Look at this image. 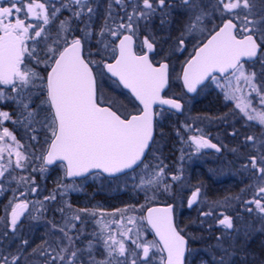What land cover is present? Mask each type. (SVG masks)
Instances as JSON below:
<instances>
[{
    "label": "snow or ice",
    "instance_id": "snow-or-ice-1",
    "mask_svg": "<svg viewBox=\"0 0 264 264\" xmlns=\"http://www.w3.org/2000/svg\"><path fill=\"white\" fill-rule=\"evenodd\" d=\"M93 3L94 0H0V105L14 104L17 112L14 117L10 111L0 110V192L5 182L16 180L30 184L34 194V178L17 179L13 173L16 169L36 171L31 167L35 161L40 162L41 172L59 162L66 178L83 177L93 170L114 176L138 167L149 169L144 161L156 143L157 106H161L160 111L167 105L181 112L185 107L180 99L163 95L174 79L182 80L185 94L215 85L226 101H235V114L264 128V0H214L212 11L219 24L209 19L202 0H181L188 20L170 54L186 51V39L192 51L179 73L170 62V54L162 56L157 51L156 37L140 32L142 22L147 30L154 16L167 15L169 0H128L127 5L125 0H112L124 15L114 14L110 5L106 22L95 37L91 31ZM62 11H68L70 16L59 19ZM84 17L89 23L79 29L82 36H76L73 21L83 22ZM160 22L168 23L164 15ZM94 38L97 48L92 52L86 45ZM257 63L259 71L255 69ZM40 67L43 71L37 70ZM109 74L138 101L141 107L135 114L119 98L105 93L103 81ZM34 98L40 100L35 107ZM5 122L29 127L33 132L40 125L47 133L46 147L40 155L31 146L21 144ZM30 139L36 141L37 137L32 135ZM190 139L197 152L202 148L220 151L204 136ZM249 145L255 154L246 158L243 167L253 179L249 185L253 196L243 203L246 211L251 213L254 207L264 219V131L258 136L246 135L244 146ZM151 167L154 170L139 177L137 186L146 193L169 191L170 185L164 183L166 165ZM171 179L179 180L180 176L173 175ZM61 187L67 192L72 186ZM199 191L197 188L193 192L189 207L197 201ZM20 196L25 193L21 191ZM44 199L53 201L56 196ZM44 211L43 202L19 199L13 193V200L4 209L5 230L0 236L11 232L15 238L22 218L39 219ZM58 211L63 224L51 227L60 234L59 241L45 242L32 250L45 259V264H186L192 255L171 205L147 207V214L140 217L139 222L146 221L158 237L155 241L142 237L136 227L137 217L124 215L128 208L117 210L121 215L114 221L116 234L110 225L94 234L103 246L101 259L95 255L92 240L86 248L77 246L83 229L77 230L75 222L81 220L80 213L88 210H74L65 203ZM218 224L226 231L239 232L230 215L221 213ZM217 241V247L229 254L219 237ZM28 244L21 238L15 255L0 253V264H26L24 250ZM217 264H225V258L222 256Z\"/></svg>",
    "mask_w": 264,
    "mask_h": 264
},
{
    "label": "flooded vegetation",
    "instance_id": "flooded-vegetation-1",
    "mask_svg": "<svg viewBox=\"0 0 264 264\" xmlns=\"http://www.w3.org/2000/svg\"><path fill=\"white\" fill-rule=\"evenodd\" d=\"M57 7H59V3H57ZM256 7L257 9L260 8L259 2H257ZM208 10H210V8ZM183 15V12L178 10L175 11L173 16H171L170 18H166L168 23L164 25H162L161 22H158L160 18L157 17V15L154 16L151 20L156 21L153 23L155 24V28L163 30H167L166 28H169L170 31H174V33L176 34V31L181 30L183 26V23L179 20L180 17L183 18ZM62 18L64 19V15L60 13L59 19ZM209 19L216 24L220 23L219 19L211 17H209ZM207 26L211 28L212 24L209 23L207 24ZM173 34L171 33L169 36L164 34L162 38L158 37L157 51L161 52L162 56L168 53V46L174 44L175 38H173ZM162 43L163 45H161ZM188 56L189 55L179 57L176 54L169 55L170 62L175 67L177 73L181 71V68L184 62L188 59ZM256 65L255 69L257 70ZM246 67H248V65H246ZM37 70L43 71L42 67L38 68ZM107 77L111 79L112 82L116 83L122 94L128 96V98L131 100L130 104H124L126 102L122 103L129 111H132L133 114H135L136 110L141 106L136 103L130 93L120 87L118 82L112 79L109 75ZM185 93L186 92L181 80L174 79L170 82V87L164 93V96L180 99L185 107L181 114L166 108H162V111H160V107H157L159 115L157 116L156 120V132L154 139L156 143L152 146V150L147 156L144 163L146 164L150 154L152 153L154 148L157 147V156L154 157L157 158V164L162 163L163 165H166L164 170H183L184 168L186 170V165L189 160L191 159L190 162H193L194 155L197 156L199 154L203 156L206 155L205 157L216 160L217 163L221 164L227 169L242 170V168L244 167L240 163H242L241 161L244 160L243 158H247L249 155L255 154L250 145L248 147L244 146V137L250 134L258 136L262 131H264V128H261L255 122H246V120L241 115L235 114L236 112H238V110H235L234 107L235 101H226L219 88L213 89L208 87L203 91L198 90V92L192 96ZM34 100L35 103L33 104V107H35L36 104L40 103L39 98H34ZM253 104H256L255 100H253ZM2 109L12 112L14 117L17 115L16 106L14 104L0 105V110ZM186 113L188 114L187 121L183 119V116L186 115ZM14 126L15 125L12 124V128H8L14 132L20 143L27 142L26 138L30 139L32 135L37 136L38 134L43 133H45V136L47 135L44 129L40 130V125L35 126V132H33L31 128L28 129V127H25L24 129V126L17 125L20 128L18 130L16 128H13ZM25 132H27V136ZM184 132H186V135L183 134ZM233 132H235L236 135H232ZM194 135L204 136L206 139L217 144L222 149L221 153H216L209 148H202L199 152H197L195 145L190 139ZM233 149H235L236 151H233ZM181 152H183L187 157L185 161H181L179 165L172 163V160L170 158L168 160L166 159V162L163 161L167 153L176 155L177 153L182 154ZM140 168L141 167H139L137 170H139ZM36 169L39 170V167H37ZM55 170L56 168L54 167L47 168L45 171H43L45 172V175L42 178V198L37 199L32 195L20 198H27L30 202L34 203L43 202L45 206L44 214L39 219L22 218L21 224L18 225V232L16 236H20L21 238L27 239L29 241L27 248L24 250L26 264H45V259L43 257L33 254L32 250L38 248V246L34 247L33 245L36 242H39V246H42L45 245V242L52 243L53 241H59L60 234L57 231L53 230L51 225L63 224V217L58 209L64 207L65 203L70 204L72 206V209L74 210H88L87 212L80 213L81 220L75 222L77 230L81 228L83 229V234L81 235L80 240L77 241V246L80 248H86L88 242L92 240L96 245L94 252L97 259L103 258V246L100 243V237L94 234L100 233V231L97 230L98 216L101 214H105V218L108 221L110 219V215H112L113 202L110 198L109 193H105V195H101L98 193L94 196L83 195V197L86 198L81 199V194L73 193L66 195L65 193H62L63 188H61V186L71 185V183H81L82 181L87 180L91 176L95 175H99L105 180L111 179L106 178L100 173H95L81 180H67L64 170H58L62 174L61 179L63 180V184H60V186H58L59 189H56L55 187L51 188V184L52 186L54 184L52 182L55 181V177L51 176V172L53 173V171L55 172ZM53 194H55L56 196L55 200L46 201L44 199L45 197H49ZM9 195L11 197V194H8L7 192H0V233H3L5 230V221L2 219L5 216V206L8 205L10 200H13V197L10 198ZM82 201L84 203H82ZM97 203H100L101 206H97ZM193 208L194 207L191 208L189 206H186L184 208L183 214H186L185 216L189 215L190 212L193 211ZM92 212H95L96 215H91L90 213ZM220 228L223 229L222 226ZM31 229H33L34 233L36 231L39 236L33 234V231ZM213 234H215V232ZM148 235L150 240H156L151 231H148ZM258 235H260L261 238H264V234L260 233ZM13 239L14 238L11 232H9L8 236L6 237L0 236V253H4L5 255L16 254L19 249L17 248L18 240L13 241ZM188 241L189 249L193 248L195 244H197L189 238ZM198 245L200 246V244ZM262 248L263 247L260 246H253L252 244H250L249 247H246L245 251L248 253V255L246 256L247 261L254 264V261H257L256 257H252L250 254L252 252L257 253V251L261 252ZM241 259L242 257L238 255L237 260Z\"/></svg>",
    "mask_w": 264,
    "mask_h": 264
},
{
    "label": "rangeland",
    "instance_id": "rangeland-1",
    "mask_svg": "<svg viewBox=\"0 0 264 264\" xmlns=\"http://www.w3.org/2000/svg\"><path fill=\"white\" fill-rule=\"evenodd\" d=\"M125 4H127L126 1H125ZM202 4L207 6L209 17L215 18L216 14L213 13L212 11L214 0H202ZM114 6L115 4L111 3L113 13L114 14L118 13L119 16L122 17L124 15V12L122 11V9L119 6L116 8ZM209 8L210 10H208ZM177 10L183 12L184 15H183V18L180 17L179 19L180 22L183 23V26L181 30L176 31V34L174 33V31H170L169 28H166L167 30L155 28V24H153L155 21L153 20H150L148 22L147 30L145 29L143 22L141 23V26H140L141 35H148V33L150 32L156 37L157 40H158V37L162 38L164 34L169 36L171 33L172 34L174 33L173 38H175V41H174V44L168 46L169 48H167L168 49L167 54H170L171 49L175 47L178 38L181 36V32L184 28V25L187 23V20H188V13L186 9L182 6L181 0H173V2L171 3V7L166 10L167 15L163 13L157 14V17L160 18L158 22H160L162 15H164L165 19L167 17L170 18L171 16L174 15L175 11ZM128 11H131V7H128ZM61 14L64 15V18L67 17L65 11H62ZM79 25L80 26H78L77 29H83L85 27V23L82 26L80 22ZM94 25L95 24L92 21L91 22L92 28ZM72 27L76 29L75 24H72ZM93 30L91 31L93 33V37H95L96 33H98L99 31L98 30L93 31ZM78 31L79 30H77L76 32ZM196 35L199 36V32H197ZM161 45H163V43ZM185 45H186V51L176 52L175 54L177 56L179 57L187 56L192 51V45L188 43L187 39L185 40ZM86 47H90L91 51L95 52L97 48L96 39H92L91 44L86 45ZM94 59L98 60L99 56H95ZM256 67H257V71L260 70L259 64H257ZM103 88L107 95L119 98L122 102H126L124 104H127V103L130 104L131 100L128 98V96L125 94H122L118 86L116 85V83L112 82V80L109 79L108 77H106L103 81ZM210 88L218 89L215 85H211ZM2 110H5V109H2ZM183 119L185 121L188 120L187 113L186 115L183 116ZM9 124L10 122H5V126L10 127ZM24 129H25V126H24ZM40 130H43V128L40 127ZM25 134L27 136V132H25ZM36 137H37L36 141H30L31 139L29 138H26V139H27L28 146H30L31 142L36 144L35 148L31 147V149L32 151L36 150L34 152L37 156H39L40 155L39 150H42L43 147H46V145H44L45 133L38 134ZM156 153H157V147L154 148L149 158L157 156ZM205 156L206 155L204 156L200 155L197 159L195 158L196 159L195 162H190L191 160L190 159L189 160L190 163L188 162L186 165L187 172L184 174V171L180 170L179 175H178L180 176L179 180L173 181L171 179V176L173 175H167L164 172V183L170 185V189L167 192H163V191H159V192L163 193L164 194L163 196L167 195L170 198H173V201H174L173 203L175 204V213H176L177 223L179 224L180 228L183 229V233L189 239L193 240V242L197 243L195 244L193 248H190L192 255L188 257L187 264H205V262L206 264H217V262L220 260L222 256L225 258V264H231L232 262L233 264H237V262L234 263L233 261V259L236 256L234 257L232 249L238 244V241H241V240L248 241V239H245L248 235L255 236L260 233L264 234V219H261V214H259L255 210L254 207H253V211L249 213L248 211H246L245 205L244 204L241 205L243 201L250 200L253 196V190L249 187V185L253 183V179L250 176V174L247 171H245L244 168H242V170L227 169L221 164L217 163L216 160L209 158V157H205ZM151 158L150 160L148 159V161L146 162V164L149 165V169H144L143 167H141L139 170L135 172H132L130 174H127V175H124L122 177H119L117 179H112V180H105L104 178H101L99 175L91 176L90 178L82 181L81 183H77V184L71 183V186H72L71 189L67 192H64L62 190V193H65L66 195L73 194V193L81 194V199L86 198V197H83V195L85 196L93 195L94 196L98 193L101 195H105V193H109L110 198L112 199V202H113L112 215H110V219L108 221L105 218L106 217L105 214L99 215L98 220H97V226H98L97 230L100 231L102 226L110 225L112 226L111 229L114 231V234H116L117 225L114 221L117 220L121 215V213L118 212L117 210L128 208L129 211L127 213H124V215L125 216H136L138 220L136 227L140 229L141 235L144 239L150 240L146 223L145 221L139 222L140 217L144 215L145 209L147 207L153 204H157L159 202L163 203V201H161L160 198H155L154 200L148 201V202L144 200L139 201L137 198L138 195L136 193L137 191L142 190L140 187L137 186L138 178L141 176H144L146 172H150L154 170L152 169L151 164L149 162L151 161ZM243 159L244 160L241 161L242 163H240L241 165H244L247 162L246 158H243ZM35 162L37 163L36 164L34 163L31 167H34V168L39 167L40 162L39 161H35ZM58 170H55V172L53 171V173L55 174L51 172V176L55 177V181L52 182L54 184L53 186L51 184V188L55 187L56 189H59L58 186H60V184H63V180L61 179L62 174ZM190 170H209V171H206L205 175L203 176L204 182L203 181L201 182L200 181L201 177L199 175L201 171L194 172L193 176L190 177L189 175ZM44 173L45 172H41L40 170H36V171L15 170L13 175L17 179H19V177L21 176L33 177L35 180V186L37 190L33 194L30 192V188H31L30 184L17 183L16 180H12L11 182H5L4 192L11 194V197L9 195L10 198H12L13 193H15V196L18 197L19 199L25 196H30V195L36 197L37 199L38 198L40 199L42 198V187H43L42 182H41V185L36 183L38 181L37 179H35L34 176L36 174L39 176V178L41 177L42 179L43 176L45 175ZM6 176H7V173H6ZM194 178L195 180H193ZM209 182H210V185H208L209 186V190H208L206 183H209ZM237 187H239L238 193L232 194L229 192L231 189H235ZM197 188L200 190L199 191L200 199H199L198 205L193 208V211L190 212V214L188 213L189 215L185 216L186 214H183L184 208L188 206V200L191 198L193 192H195ZM21 191L25 193V196H20ZM149 192H150L149 194L156 195L155 197L160 196L159 192L154 193L151 190H149ZM123 194L124 195L126 194V196L123 197ZM132 194H133L134 200L130 198V195L132 196ZM82 203L84 202L82 201ZM96 205L101 206L100 203H97ZM141 205H144V208H141ZM133 207L136 209L134 212L131 210ZM239 207L241 208L240 210L241 215L239 217V214H237L238 218L236 220L237 222L236 229H239V232L237 231L231 232L229 230L226 231L225 229H221L220 228L221 226L218 224V219L221 218V213L232 216L231 213L233 212L238 213ZM209 212L211 213V215H208V216L204 215V213H209ZM245 214L252 217V219L251 220L248 219L250 221H244L246 217ZM195 217L197 219H194ZM185 218H193V220L191 219L192 220L191 222L196 227H200L198 223H204L203 226H205V228L208 229L212 235L215 232L214 239L211 241V243L207 244V247L201 246V242H200L203 236V233H202L203 230L192 229L189 225L184 223ZM128 226L132 227L131 225H128ZM253 227L256 228L255 230H252L253 233L247 234ZM31 230L33 231V229ZM32 233L36 234V236H39L36 233V231L35 233L34 231ZM217 237L220 238V243L222 244L223 248L229 249V254L226 255L224 251L222 250V248L217 247V244H218ZM15 240H18L17 248H19L21 237L16 236L13 239V241ZM259 242L260 243L257 246L263 247L262 251L264 254V243H263L264 238L261 239ZM198 244H200V246ZM39 245L40 243L36 242L33 246L37 247ZM259 253H260L259 251H257V253L252 252L250 255L252 257L254 256L256 257L257 261H254V263L264 264L263 254L260 255ZM157 260H158V257H157Z\"/></svg>",
    "mask_w": 264,
    "mask_h": 264
},
{
    "label": "trees",
    "instance_id": "trees-1",
    "mask_svg": "<svg viewBox=\"0 0 264 264\" xmlns=\"http://www.w3.org/2000/svg\"><path fill=\"white\" fill-rule=\"evenodd\" d=\"M126 1V3L128 4V0H125ZM169 2H170V4L173 2V0H169ZM111 3H112V0H94V3L92 4V7L94 8V10H95V15L92 17V20H91V22L93 21L94 22V26H93V28H92V26H91V30H93V31H100V29L104 26V24H105V22H106V19H107V13H108V10H109V6L111 5ZM126 4V5H127ZM113 6V5H112ZM115 8L116 7H118L117 5H115L114 6ZM116 10V9H115ZM114 10V11H115ZM66 12V16L67 17H69L70 16V13L68 12V11H65ZM104 13V14H103ZM116 13V12H115ZM82 20H83V22H81V24H82V26L84 25V23L85 24H87V23H89V21L87 20V18L86 17H84V18H82ZM156 22V21H155ZM77 23V24H76ZM73 24H75L76 25V29H77V27L78 26H80L79 24H80V22H76V21H73ZM77 30H79V29H77ZM75 35L76 36H82V32L81 31H78V32H76L75 33ZM96 36V35H95ZM95 39V38H94ZM9 128H12V124L10 123L9 124ZM13 128H16V129H20L17 125H15ZM173 134H175V133H173ZM184 135H186V132H184L183 133ZM185 143V142H184ZM21 144H23L25 147H28V144H27V142H24V143H21ZM30 146L31 147H34L35 148V146H36V144L35 143H33V142H31V144H30ZM34 150V149H33ZM34 151H36V150H34ZM40 152H41V150H39ZM182 151V150H181ZM180 152V151H179ZM185 152V151H184ZM182 154H179V153H177L176 155L175 154H166L165 155V157H164V159H163V161L164 162H166L169 158L172 160V163H174V164H176V165H179L180 163H181V161H185V159H186V155H184V153L183 152H181ZM200 156V154L199 155H194V157H193V162H195L196 161V159L198 158ZM151 158V157H150ZM150 158H149V160H150ZM196 158V159H195ZM167 159V160H166ZM195 159V160H194ZM152 161V162H151ZM151 161H149L150 162V164H151V166L152 165H155V164H157V158H155V157H152L151 158ZM37 162H35V164H36ZM184 167H185V163H184ZM56 168V170H64L63 169V167H61L60 165H58V166H56L55 167ZM179 169V168H178ZM233 170V169H232ZM182 171H184V174L187 172V170H185V168L182 170ZM196 171H201V173L199 174L200 175V181L202 182H204V175H205V173H206V171H209V170H190L189 171V175H190V177L191 176H193V173L194 172H196ZM164 172H165V174H167V175H179V172H180V170H164ZM218 172V171H217ZM61 173V172H60ZM35 179H37V181L38 182H36V183H38V184H40L41 185V182H42V179H41V177L39 178V176L38 175H36L35 174ZM193 180H195V178L193 179ZM169 181V180H168ZM168 181H167V183H168ZM173 185V184H172ZM208 185H210V182L209 183H206V186H207V189L209 190V186ZM238 191H239V187H237V188H235V189H231L229 192L230 193H232V194H234V193H238ZM123 193H125V192H123ZM150 192L149 191H147V193H146V191H143V190H141V191H137V198H138V200L139 201H141V200H144V201H146V202H148V201H152V200H154L155 198H160L161 199V201H163V203H171V202H174L173 201V198H170L169 196H163L164 194L163 193H160L159 192V195L160 196H157V197H155L156 195H152V194H149ZM126 196V194L124 195L123 194V197H125ZM149 197H154V198H152V199H148ZM130 198L132 199V200H134V198H133V194H132V196L130 195ZM136 198V199H137ZM137 200V201H138ZM160 203V202H159ZM244 203H241V205H243ZM242 207V206H241ZM239 210H238V213H231V215H232V217H233V222H234V225H235V228L234 229H236V227H237V222H236V220H237V218H238V216H237V214H239V217H240V215H241V213H240V210H241V208L239 207L238 208ZM245 220L244 221H250L251 219H252V217H250L249 215H247V214H245ZM193 220V218H185L184 220H185V224H187V225H189L192 229H201V230H203V236H202V239L200 240V242H201V246H204V247H207V244L208 243H211V241L214 239V234L212 235L211 234V232L208 230V229H206L205 228V226H203L204 225V223H198L199 225H200V227H196L195 225H193L192 224V220ZM194 219H197L196 217L194 218ZM248 219H250V220H248ZM261 220V219H260ZM195 221V220H194ZM259 223V222H258ZM257 223V224H258ZM261 223V222H260ZM193 225V226H192ZM256 226V225H255ZM256 228H251V230L247 233V234H252L253 233V231L252 230H255ZM235 230H233V232H234ZM242 239V238H241ZM245 239H248V241H246V240H241V241H238V244L232 249V251H233V255H234V259H233V261H234V263H236L237 262V264H253V263H250L249 261H247V259H246V256L248 255V253L245 251V248L246 247H249L250 246V244H252L253 246H257V245H259V241L261 240V239H263V238H261V236L260 235H248ZM264 243V242H263ZM260 255H262L263 254V251H261L260 253H259ZM238 255H240V257H242V259L241 260H237V257H238ZM263 257H264V254H263ZM264 261V260H263ZM231 264H233V262L231 263ZM254 264H256V263H254Z\"/></svg>",
    "mask_w": 264,
    "mask_h": 264
},
{
    "label": "water",
    "instance_id": "water-1",
    "mask_svg": "<svg viewBox=\"0 0 264 264\" xmlns=\"http://www.w3.org/2000/svg\"><path fill=\"white\" fill-rule=\"evenodd\" d=\"M109 76H110V74H109ZM111 77V76H110ZM112 79H114V80H116V78H113V77H111ZM181 82H182V80H181ZM120 85V84H119ZM182 85H183V83H182ZM122 88H123V86L122 85H120ZM125 91H127V92H129L130 93V91L129 90H127V89H125V88H123ZM169 89V88H168ZM168 89H166L165 90V92L168 90ZM184 90H185V92H186V89L184 88ZM199 90V89H198ZM164 92V93H165ZM164 93H163V95H164ZM131 94V93H130ZM188 95H195L196 93H187ZM132 96V95H131ZM134 98V97H133ZM166 98H171V97H166ZM135 100V99H134ZM136 103L137 104H139L138 103V101H136ZM182 103V102H181ZM183 104V103H182ZM157 107H161V106H157ZM163 108H166V109H169V110H172V111H174V112H176V113H179V114H181L182 112L181 111H177V110H175V109H170L169 108V106H167V105H165V106H162ZM154 137H155V133H154ZM210 141V140H209ZM211 143H213L212 141H211ZM213 144H215V143H213ZM217 145V144H216ZM217 147L218 148H220L218 145H217ZM209 149H211V150H213V151H215L216 153H221V151H222V149L220 148V151H217L216 149H213V148H209ZM146 156H147V154H146ZM58 164H60L59 162H57V164L56 165H58ZM56 165H52V166H48V168H53V167H55ZM129 172H131V170H127L126 171V173H129ZM93 173H101V174H103L104 176H106V177H108V178H116V177H119V176H122V175H124V174H126V173H124V174H120V173H118V174H115L114 176H110L109 174H107V173H103L102 171H100V170H93V172H91V173H88V174H85V176H83V177H75V178H67L68 180H71V179H83V178H85V177H87V176H89V175H91V174H93ZM198 200H199V195H198V198H197V201L195 202V203H193V205L191 206V207H193V206H195L196 204H197V202H198ZM168 205H171L172 207H173V213H174V218H175V205L173 204V203H170V204H154V205H151V206H149V207H166V206H168ZM147 213H146V211H145V213H144V215H146ZM147 223V222H146ZM149 227V226H148ZM149 229L151 230V228L149 227ZM152 231V230H151ZM153 232V231H152ZM153 234H154V237L156 238V240L158 239V237H156V235H155V233L153 232ZM187 239V238H186Z\"/></svg>",
    "mask_w": 264,
    "mask_h": 264
}]
</instances>
